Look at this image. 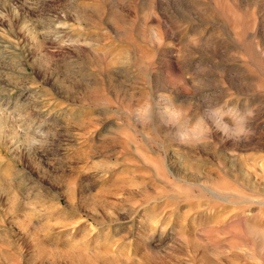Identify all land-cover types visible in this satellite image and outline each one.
I'll return each instance as SVG.
<instances>
[{"label":"rangeland","instance_id":"374dc122","mask_svg":"<svg viewBox=\"0 0 264 264\" xmlns=\"http://www.w3.org/2000/svg\"><path fill=\"white\" fill-rule=\"evenodd\" d=\"M106 262L264 264V0H0V264Z\"/></svg>","mask_w":264,"mask_h":264},{"label":"clouds","instance_id":"9594fccd","mask_svg":"<svg viewBox=\"0 0 264 264\" xmlns=\"http://www.w3.org/2000/svg\"><path fill=\"white\" fill-rule=\"evenodd\" d=\"M174 116H178V113H173ZM253 113L249 108L241 110L239 108H231L228 112H224L222 109L217 108L212 112L213 124L218 126V130L227 134L231 132V137L239 139L241 136H247L250 129L247 127ZM231 120V124L224 123L225 117ZM207 131V124L203 119L198 120L189 132L179 134L180 142H184L185 139L191 137L193 139H199Z\"/></svg>","mask_w":264,"mask_h":264},{"label":"bare ground","instance_id":"6f19581e","mask_svg":"<svg viewBox=\"0 0 264 264\" xmlns=\"http://www.w3.org/2000/svg\"><path fill=\"white\" fill-rule=\"evenodd\" d=\"M102 192H104V191H102ZM92 196H95V195H92ZM91 232V231H90ZM101 234V233H100ZM111 246V245H110ZM42 252L44 251V249L42 248V249H40ZM101 250V249H100ZM98 251L97 253L96 252H94V253H96V255L94 254V256H96V257H94V258H103V257H105V258H107V256L105 255V253H107V251ZM105 250V249H104ZM107 250H108V248H107ZM76 249L75 250H66V251H64L63 253L64 254H70V255H72V256H78V257H81V258H84V256H85V247H82V248H79L78 249V251H76ZM109 251V250H108ZM45 252V251H44ZM47 252V251H46ZM63 253H62V255H63ZM118 257V256H117ZM81 258H78V259H81ZM118 259V258H117ZM119 260V259H118ZM81 261V260H80ZM86 262H87V260H86ZM102 262V261H101ZM115 262V261H114ZM107 263V262H106ZM116 263V262H115ZM95 264V263H94ZM107 264H109V262L107 263ZM118 264V263H117Z\"/></svg>","mask_w":264,"mask_h":264}]
</instances>
